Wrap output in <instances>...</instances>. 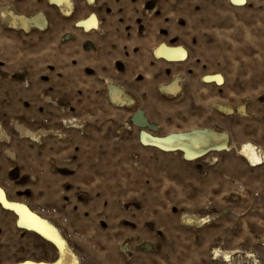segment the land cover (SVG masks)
<instances>
[{"label":"rangeland","instance_id":"obj_1","mask_svg":"<svg viewBox=\"0 0 264 264\" xmlns=\"http://www.w3.org/2000/svg\"><path fill=\"white\" fill-rule=\"evenodd\" d=\"M73 7L0 0L8 198L51 221L79 264H264V164L238 156L245 143L264 156V0ZM10 12L39 18L25 29ZM93 14L95 28L76 27ZM163 42L187 59H155ZM214 74L222 85L203 82ZM56 257L0 206V264Z\"/></svg>","mask_w":264,"mask_h":264},{"label":"bare ground","instance_id":"obj_2","mask_svg":"<svg viewBox=\"0 0 264 264\" xmlns=\"http://www.w3.org/2000/svg\"><path fill=\"white\" fill-rule=\"evenodd\" d=\"M89 4H93L95 0H86ZM229 2L236 7H243L246 5L247 0H243V2H237V0H229ZM49 4L57 7L63 15L70 17L74 13L73 7V0H49ZM10 18V22L13 26H22L25 29H28L32 22H36L39 18H27L25 16H19L12 12L7 15ZM98 24V20L96 16L93 14L89 18L78 21L76 23V27L84 28L86 31H90L92 28H95ZM43 26V25H42ZM154 57L157 60H162L167 63H180L187 59L188 52L185 47L182 45H169L165 42L160 43L154 49ZM203 82L205 83H216L218 85H222L223 77L220 74L214 75H207L204 77ZM178 85V84H177ZM178 87L176 84L170 86V91H176ZM112 93L114 89L112 88ZM115 94V93H113ZM117 97V94H115ZM114 95V98H116ZM121 98V97H120ZM140 119V118H139ZM146 122V121H145ZM182 151L185 152L186 157H193L195 156L194 150L192 151L187 146H182L180 148ZM238 156L241 157L244 161L248 162L251 167H257L264 164V156L261 155L257 148L251 143H245L238 151ZM0 190L3 191V199H0V206L13 213L16 216V227L20 230H24L29 233H33L38 236L40 239L45 241L46 243L52 245L56 252L57 257L52 262L46 261H34V260H25L18 264H79V259L74 251L69 246L68 242L65 240L63 235L61 234L60 230L47 218L39 215L37 212L33 211L27 204L23 202L13 201L10 200L5 192V190L0 187ZM7 205H14V206H23L29 212H31L35 217H38L39 220H32L27 217L26 214L22 213L16 207H8ZM190 222L193 220L191 218L188 219ZM198 224H206L210 222L208 217L203 219H196L194 220ZM239 253V250H232V251H222L220 249H214L213 255H217L218 257H222V259H231V257L235 254Z\"/></svg>","mask_w":264,"mask_h":264},{"label":"snow or ice","instance_id":"obj_3","mask_svg":"<svg viewBox=\"0 0 264 264\" xmlns=\"http://www.w3.org/2000/svg\"><path fill=\"white\" fill-rule=\"evenodd\" d=\"M237 2H243V0H237ZM3 191L0 190V199H3ZM6 206L8 207H16L18 208L22 213L26 214L28 218L32 220H39L38 217H35L31 212H29L26 208H23V206H14V205H7V202L5 201Z\"/></svg>","mask_w":264,"mask_h":264},{"label":"crops","instance_id":"obj_4","mask_svg":"<svg viewBox=\"0 0 264 264\" xmlns=\"http://www.w3.org/2000/svg\"><path fill=\"white\" fill-rule=\"evenodd\" d=\"M2 208V207H1ZM3 209V208H2ZM3 210H5V209H3ZM5 211H7V210H5Z\"/></svg>","mask_w":264,"mask_h":264}]
</instances>
